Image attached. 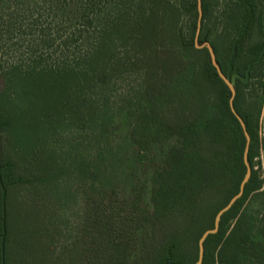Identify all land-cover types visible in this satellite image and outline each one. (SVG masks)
I'll return each instance as SVG.
<instances>
[{"label": "trees", "instance_id": "obj_1", "mask_svg": "<svg viewBox=\"0 0 264 264\" xmlns=\"http://www.w3.org/2000/svg\"><path fill=\"white\" fill-rule=\"evenodd\" d=\"M127 1L44 0L42 3L45 2L48 6L50 22L53 24V28L50 29L54 32L53 36H59L61 41L65 39L64 43H66L72 31L76 35L79 34L78 42L81 41V45H78L80 49L76 54L83 57L78 58L77 61L85 66L84 68L78 66L84 81V89L94 87L96 78L106 74L112 75L115 69H120L123 73L138 72L141 78L146 76L149 79V75L153 72V63L158 59L154 56L162 54L159 51L161 48H158L160 41L167 45L164 51L165 60L160 63L163 65L161 71H164L167 65L172 68V71L165 75L170 79H166L167 81L157 89H152L148 84L146 86L148 90L140 91L141 96L135 102L134 113L129 112L130 116H135L130 133H122L118 138L119 143L112 147L107 146L104 138L112 125L114 115L103 103L95 112L94 100L85 93L74 92L47 101L50 108L45 117L47 132L52 135L59 126L82 129L86 125L87 129L100 134L102 140L98 154H104V157L98 155V164L94 169L95 171L101 169V176L98 179L102 183V189L113 190L111 187L115 184L111 176L114 172V164L123 165L118 153L131 156L141 152V156L131 157L130 165L136 163L142 168L150 169L148 180H145L147 198L143 203L142 211V217L150 230L149 240L141 242L140 248L131 257L127 256V250L123 247V238V240L119 238L117 241H111L101 250L103 264H193L197 259V244L194 256L188 263L180 254V243L202 217L201 206H204L203 203L210 192L215 196H222L223 202L211 214L208 229L213 227L216 212L237 193L245 172L242 161L245 139L229 109L228 88L216 75L207 50L203 48L206 59L201 66H198L188 59V45L194 47L193 39L186 44L179 40L178 35H172L169 29H159L156 21L159 20L161 0H139L133 13L127 8ZM252 1L239 0L243 14L239 17L240 26L235 30V36L231 40L228 56L224 63L216 57L223 73L227 70L226 63L231 55L232 46L239 39L243 26L251 15V9L246 3L252 4V17L242 42L237 47L234 69L243 75L246 65L257 58L259 50L264 46L261 17L264 12L262 4L264 0H257L259 11ZM201 8L199 43L207 41L203 34L207 11L205 0H201ZM194 9L197 13L196 5ZM86 23L89 26L84 29L82 25ZM195 25L196 23L193 24V32ZM254 31L260 40L252 39L255 44L251 49L250 58L239 70L235 68V64L240 57L241 47L244 42L252 38ZM61 41L58 51L64 56L65 50L62 49L64 43ZM208 42L216 56L215 46L211 41ZM116 45L122 50L131 46L135 51L132 58L134 61L130 63L128 59L125 65L123 62L121 66L115 65L117 61L113 63V47ZM102 56L103 66L99 63ZM97 65L101 68L98 69ZM15 71L12 66L7 70L5 77L2 74L6 84L13 83L12 79L21 76ZM69 71H71L70 67L62 66L60 69L51 70L50 73L53 77H63ZM27 76L42 88L44 73L35 75L31 72ZM251 79L261 91L264 90V55L258 63L253 64L249 77V80ZM99 83L107 86L108 79L100 80ZM236 85L233 106L243 119L250 136L248 162L251 175L241 198L222 215L217 233L206 238L202 264H264V208L257 220L258 224H255L256 218L245 209L248 198L258 193L261 188V181L253 167L259 141L264 148V137L258 140L257 121L249 111L248 98L239 91L240 86L247 84L237 79ZM43 93L46 94L44 91ZM254 103L255 109H258L255 99ZM164 109L173 110L174 119L167 121L165 115L161 114ZM8 125V119L0 116V128ZM168 141H172L171 144L166 146L165 150H159L161 154L158 158L162 166L159 169L149 167V163L157 157L154 152L158 151L160 144ZM75 164V170L82 174L83 164L81 165L78 160ZM13 168L14 164L7 160L0 164V175L6 189L31 183V180L15 175ZM115 176L118 174L115 173ZM102 192L106 193L104 190ZM140 195L138 194L136 199L139 204L140 199L143 202ZM129 197L130 194L127 199ZM153 229H157L156 238L151 237ZM145 242H154V244L147 247ZM6 244L7 238H5V246ZM148 257L153 259L148 261L146 260Z\"/></svg>", "mask_w": 264, "mask_h": 264}, {"label": "rangeland", "instance_id": "obj_2", "mask_svg": "<svg viewBox=\"0 0 264 264\" xmlns=\"http://www.w3.org/2000/svg\"><path fill=\"white\" fill-rule=\"evenodd\" d=\"M43 1L0 0V116L9 121L7 127L0 128V164L5 160L12 162L15 175L31 180L30 184L6 189V264H103L101 250L119 238L124 239L123 247L127 250V256L131 257L140 248L141 242L148 241L150 236L147 222L142 217L143 203L147 198L145 180H148L150 169L129 163L131 157L141 156V152L131 156L118 153L123 165L114 164L111 176L115 184L111 187L113 190L102 189L98 179L101 169H94L98 164V155L104 157V154H98L102 140L100 134L84 125L82 129L59 126L51 135L45 123L50 109L47 101L80 92L94 100L95 112L100 104H106L114 117L104 141L112 147L119 143L118 138L122 133H130L135 116H130L129 112L134 113L140 91L148 90V84L152 89H157L170 79L165 75L172 68L167 65L161 71L163 65H160L167 45L163 41L158 43L162 54L154 56L158 59L153 63L149 79L146 76L141 78L138 72L123 73L115 69L112 75L96 78L94 87L84 89L78 66H85L77 61L83 57L76 54L80 49L78 45H81V41L78 42L79 34L72 31L66 43L65 39L61 41L59 36H53L48 6ZM254 1L259 11V3ZM138 2L128 0V10L135 12ZM205 3V36H202L213 43L217 60L224 63L243 11L239 7V0H205ZM195 5V0H161L159 20L156 21L159 29H169L183 43H189L194 37ZM88 26V23L82 25L84 29ZM254 33L241 47L240 57L235 64L239 70L250 58L255 44L252 39L260 40L256 31ZM60 41L64 43V56L58 51ZM188 46V59L201 66L206 59L205 51ZM119 47H113V63L117 61L114 64L121 66L128 59L130 63L133 62V48L127 46L122 50ZM99 63L103 66V56ZM12 66L21 76L12 79L13 83L6 84L4 75ZM62 66L70 67L71 71L63 77H53L51 70ZM31 72L35 75L44 73L42 88L28 78L27 74ZM106 78L107 86L99 83ZM246 84L240 86L239 91L248 98V108L257 121V138L260 140L264 137V90L261 91L253 79ZM254 99L258 109H255ZM162 111L167 121L174 119L173 110ZM260 126L263 131H260ZM171 142L160 144L158 151L154 152L157 157L149 163V167L159 169L162 166L158 158L161 154L159 150H165ZM77 160L83 164L82 174L75 170ZM253 168L261 181V188L248 198L245 209L256 218L255 224H258L264 208V148L261 141ZM138 194L143 198L140 204L136 202ZM222 202V196L210 192L204 206H201L202 217L180 243V254L188 263L194 256L199 234L203 229H208L211 214ZM157 233V229H153L151 237L156 238ZM145 244L148 247L154 242ZM152 259L148 257L146 260Z\"/></svg>", "mask_w": 264, "mask_h": 264}, {"label": "water", "instance_id": "obj_3", "mask_svg": "<svg viewBox=\"0 0 264 264\" xmlns=\"http://www.w3.org/2000/svg\"><path fill=\"white\" fill-rule=\"evenodd\" d=\"M196 1V12H197V17H196V25H195V31H194V37H193V44L196 49H203L205 48L208 52L209 56V61L211 65L214 67L216 71V75L223 81V83L227 86L228 91H229V97H228V105L231 113L237 120L241 131L243 133L245 143H244V148H243V153H242V161L245 167V172L243 175V178L241 179L239 186H238V191L235 195H233L227 204H225L221 209H219L213 219V227L206 229L202 232L200 237L198 238L197 241V259L193 264H202V259H203V253H204V242L206 238L209 235L215 234L218 231L219 227V222L222 217V215L227 212L233 204L241 198L245 184L248 182L250 175H251V169L250 165L248 162V151H249V144H250V136L246 130L245 123L243 119L240 117V115L236 112L233 106V101L236 95V89H235V82L236 79L241 80L243 83H247L249 79V72L251 69V66L253 63L258 62L262 55L264 54V47L260 50L259 56L256 60L253 62L249 63L246 66L244 76L240 75L237 72H233V64L237 56V47L240 45L242 41V37L245 33L246 27H244L239 39L235 42V44L232 46L231 49V55L229 59L227 60V70L225 74L221 71L217 61H216V56L214 53V50L211 46V44L208 41L199 43L198 38L200 34V29H201V20H202V8H201V0H195ZM0 190H1V219H0V227H1V233H0V264H5V237H6V209H5V200H6V187L4 186L1 175H0Z\"/></svg>", "mask_w": 264, "mask_h": 264}, {"label": "flooded vegetation", "instance_id": "obj_4", "mask_svg": "<svg viewBox=\"0 0 264 264\" xmlns=\"http://www.w3.org/2000/svg\"><path fill=\"white\" fill-rule=\"evenodd\" d=\"M258 1H262V0H258ZM258 1H257V2H258ZM252 2H253L254 4L257 5V3H256L254 0H253ZM262 4H263V7H264V2H262ZM251 5H252V4H248V3H246V6H247L249 9H251V15L247 18V20H246V22H245V25L243 26V29H244V27H246V29H247V25H248V23H249V21H250V19H251V17H252V6H251ZM255 7H256V10H258V5L255 6ZM261 17H262V25H263V30H264V12L262 13ZM255 28H256V27H255ZM242 31H243V30H242ZM245 31H246V30H245ZM241 33H242V32H241ZM244 34H245V33H244ZM240 35H241V34H240ZM242 38H243V37H242ZM241 42H242V41H241ZM240 44H241V43H240ZM263 47H264V46H263ZM263 47H262V48H263ZM262 48H261V49H262ZM261 49H260V50H261ZM260 50H259V52H260ZM259 52H258V56H259ZM263 55H264V54H263ZM263 55H262V57H263ZM258 56H257V58H258ZM262 57H261V59H262ZM257 58H255L254 60H256ZM261 59H260V60H261ZM254 60L250 61L249 63L253 62ZM260 60H259V61H260ZM259 61H258V62H259ZM258 62H256V63H258ZM249 63H248V64H249ZM248 64H247V65H248ZM253 64H255V63H253ZM253 64H252V66H253ZM218 65H219V64H218ZM247 65H246V66H247ZM252 66H251V68H252ZM245 69H246V67H245ZM245 69H244V72H245ZM250 71H251V69H250ZM225 72H226V71H225ZM233 72H237V73H239L237 70L234 69V67H233ZM244 72H243V75L240 74V73H239V74L242 75V76H244ZM224 74H225V73H224ZM249 77H250V72H249ZM236 80H237V79H236ZM238 80H239V79H238ZM240 81H241V80H240ZM241 82H242V81H241ZM248 82H249V79H248ZM248 82H247V83H248ZM242 83H243V82H242ZM244 84H246V83H244ZM236 86H237V85H236V82H235V89H236Z\"/></svg>", "mask_w": 264, "mask_h": 264}, {"label": "built area", "instance_id": "obj_5", "mask_svg": "<svg viewBox=\"0 0 264 264\" xmlns=\"http://www.w3.org/2000/svg\"><path fill=\"white\" fill-rule=\"evenodd\" d=\"M260 131H263L262 126H260ZM263 134H264V132H263Z\"/></svg>", "mask_w": 264, "mask_h": 264}]
</instances>
